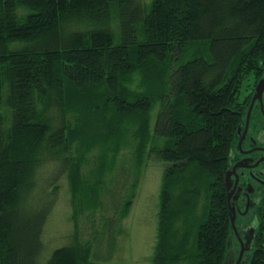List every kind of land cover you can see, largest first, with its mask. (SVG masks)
<instances>
[{
  "label": "trees",
  "instance_id": "16d2710c",
  "mask_svg": "<svg viewBox=\"0 0 264 264\" xmlns=\"http://www.w3.org/2000/svg\"><path fill=\"white\" fill-rule=\"evenodd\" d=\"M263 71L264 0H0V264H92L76 243L43 257L60 178L98 194L75 140L164 163L150 264H222L224 174ZM258 208L248 264H264Z\"/></svg>",
  "mask_w": 264,
  "mask_h": 264
},
{
  "label": "rangeland",
  "instance_id": "374dc122",
  "mask_svg": "<svg viewBox=\"0 0 264 264\" xmlns=\"http://www.w3.org/2000/svg\"><path fill=\"white\" fill-rule=\"evenodd\" d=\"M90 95H97L94 89ZM76 96L81 101L84 98L80 94ZM156 109L155 106L151 115V127L156 120ZM257 130L256 137L264 144V123ZM78 145L75 140L69 152L74 171L80 174L78 179L84 184L99 183L98 194L94 201L89 198L86 202L89 194H74L68 177L60 178L56 201L41 234L43 257L66 243H76L87 248L92 264H150L164 163L151 158L145 166L138 167L131 144L123 145L118 151H103L100 147L78 151ZM124 175L127 183L123 188ZM256 175L257 182L264 180V163ZM253 186L254 196L264 197V190L256 184ZM127 200L126 211L121 214ZM232 240L235 248L236 242Z\"/></svg>",
  "mask_w": 264,
  "mask_h": 264
},
{
  "label": "flooded vegetation",
  "instance_id": "af4514ba",
  "mask_svg": "<svg viewBox=\"0 0 264 264\" xmlns=\"http://www.w3.org/2000/svg\"><path fill=\"white\" fill-rule=\"evenodd\" d=\"M264 98H263V112L260 108L259 103H255L249 118V122L245 129V133L242 134L241 145L238 146V141L234 149L233 158L231 164L242 161L245 165H253L260 161V163L252 168L244 167L238 168L235 172L237 175V187L239 189L238 198L235 201V226L239 231V237L242 241V245L245 247V233H248L249 228L251 227L254 219H257V208L264 205V197L257 198L254 196L253 191H255V187L253 185H257L258 189L264 190V180L260 182L256 181V172L261 164L264 163V144L260 143L257 139L256 131L257 127L264 123ZM245 124V121H244ZM244 126V125H243ZM239 139V138H238ZM254 187V189H253ZM261 190V191H263ZM259 209V208H258ZM258 221V219H257ZM234 236V234H233ZM236 242V244H235ZM234 244L235 251L238 255L241 246L237 238L234 236ZM248 251H244L246 253ZM244 261L242 258L240 263Z\"/></svg>",
  "mask_w": 264,
  "mask_h": 264
},
{
  "label": "water",
  "instance_id": "95a60500",
  "mask_svg": "<svg viewBox=\"0 0 264 264\" xmlns=\"http://www.w3.org/2000/svg\"><path fill=\"white\" fill-rule=\"evenodd\" d=\"M263 98H264V71H263L262 77L257 81L256 85L254 86V91H253V94L251 96V99H250V102H249V105H248V108L246 111V115H245V124L243 126L241 123L237 127L236 134L239 138L238 139V146L241 145V141H242V137H243L242 134L245 133V129H246L247 124L249 122L251 111H252L256 102L259 103L260 108L263 112ZM233 154H234V151L231 150L228 167H227V170L225 171V174H224V186H225V191H226V202H227L229 221H230L232 231L229 235L228 249H227V253L223 259L222 264H248L249 263L248 257H246L244 259V261H242L241 263H240V260L244 256L243 252L249 251L253 245V240L255 237V230L257 228L258 221H257V219H254L251 227L248 230V233H245L246 245L244 247L242 245V241L239 237V231L237 230V228L235 226V216H236L235 201L237 200L238 193H239V189L237 187L238 177L235 174V172L238 168L255 167L260 163V161H258L257 163H255L251 166L243 164L242 163L243 160L232 165L231 161L233 158ZM232 234H234V236L237 238V240L239 241L240 246H241V249H240V251L237 255V258L235 260H234V256H235L236 251H235V248L233 247Z\"/></svg>",
  "mask_w": 264,
  "mask_h": 264
}]
</instances>
